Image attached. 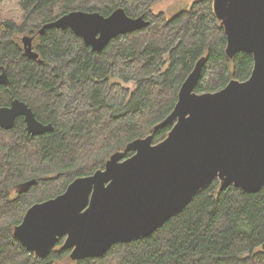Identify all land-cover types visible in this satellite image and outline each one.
Wrapping results in <instances>:
<instances>
[{
	"label": "trees",
	"instance_id": "obj_1",
	"mask_svg": "<svg viewBox=\"0 0 264 264\" xmlns=\"http://www.w3.org/2000/svg\"><path fill=\"white\" fill-rule=\"evenodd\" d=\"M161 1L19 0L23 15L16 21L4 17L0 0V67L8 68L11 79L9 87L0 86V107L19 99L38 121L54 127L34 137L23 118L11 130L0 127V264L70 261L65 238L47 257H35L15 238V227L33 205L104 169L131 142L151 135L154 144L165 140L173 125L155 127L172 113L183 83L202 58L197 94L250 78L254 57L241 52L228 58L213 0L189 1L173 17L156 13ZM118 8L150 24L113 39L102 52L70 29L38 34L44 24L73 11L108 16ZM25 35L36 36L38 60L24 54ZM220 186L215 180L201 190L152 235L74 264H264V190L246 193L232 186L222 191Z\"/></svg>",
	"mask_w": 264,
	"mask_h": 264
},
{
	"label": "water",
	"instance_id": "obj_2",
	"mask_svg": "<svg viewBox=\"0 0 264 264\" xmlns=\"http://www.w3.org/2000/svg\"><path fill=\"white\" fill-rule=\"evenodd\" d=\"M213 10L227 36L229 59L252 54L247 81H231L215 93L197 94L206 57L183 83L172 113L155 130L173 125L167 138L138 139L113 154L104 169L74 180L67 190L33 205L14 236L38 257H47L65 238L69 259L100 257L118 243L148 237L183 212L195 196L220 181V190H264V0H213ZM150 22L118 8L108 16L73 11L39 30H72L87 46L102 52L115 38L140 31ZM36 36L21 38L24 54L40 58ZM11 85L0 67V86ZM23 118L32 137L54 130L37 120L23 101L0 107V127L11 130ZM129 152L133 155L126 157Z\"/></svg>",
	"mask_w": 264,
	"mask_h": 264
},
{
	"label": "rangeland",
	"instance_id": "obj_3",
	"mask_svg": "<svg viewBox=\"0 0 264 264\" xmlns=\"http://www.w3.org/2000/svg\"><path fill=\"white\" fill-rule=\"evenodd\" d=\"M191 0H163L155 6L156 13L164 12L168 17H173L183 8L188 7V2ZM3 15L5 18L21 21L23 15L22 9L19 5V0H4L3 3ZM128 88L134 89V83H126ZM27 185L15 189V192H19L27 189ZM14 192V194H15ZM69 261V260H68ZM75 262H65L64 264H74Z\"/></svg>",
	"mask_w": 264,
	"mask_h": 264
},
{
	"label": "flooded vegetation",
	"instance_id": "obj_4",
	"mask_svg": "<svg viewBox=\"0 0 264 264\" xmlns=\"http://www.w3.org/2000/svg\"><path fill=\"white\" fill-rule=\"evenodd\" d=\"M192 1H193V0H191V3H193ZM140 17H142V16H140ZM143 17H144V16H143ZM137 18H138V17H137ZM145 19H146V18H145Z\"/></svg>",
	"mask_w": 264,
	"mask_h": 264
},
{
	"label": "bare ground",
	"instance_id": "obj_5",
	"mask_svg": "<svg viewBox=\"0 0 264 264\" xmlns=\"http://www.w3.org/2000/svg\"><path fill=\"white\" fill-rule=\"evenodd\" d=\"M107 252H108V251H107ZM107 252H106V253H107ZM106 253H105V254H106ZM105 254H104V255H105Z\"/></svg>",
	"mask_w": 264,
	"mask_h": 264
}]
</instances>
